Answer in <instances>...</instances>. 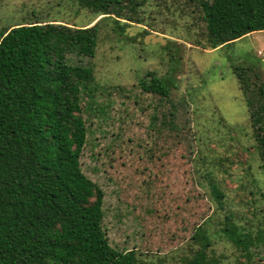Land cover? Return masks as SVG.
<instances>
[{"label":"rangeland","instance_id":"1","mask_svg":"<svg viewBox=\"0 0 264 264\" xmlns=\"http://www.w3.org/2000/svg\"><path fill=\"white\" fill-rule=\"evenodd\" d=\"M112 17L76 0H0V31L32 22L99 23L93 71L81 81L83 175L103 192V229L113 248L140 264H188L206 225L211 264H264V243L242 252L224 230L264 236V171L234 68L254 64L264 83V31L209 48L198 0H119ZM70 56V57H71ZM172 84L168 97L140 86ZM150 78V79H149Z\"/></svg>","mask_w":264,"mask_h":264},{"label":"trees","instance_id":"2","mask_svg":"<svg viewBox=\"0 0 264 264\" xmlns=\"http://www.w3.org/2000/svg\"><path fill=\"white\" fill-rule=\"evenodd\" d=\"M76 1L102 16L100 22L120 23L112 17L119 0ZM198 1L211 49L264 31V0ZM100 22L87 28L32 22L0 31V264H140L135 250L111 246L104 194L79 165L87 134L79 85L90 83L93 71L73 64L71 55H95ZM253 70L246 64L234 73L264 171V83ZM148 77L140 81L144 90L171 94L170 80ZM224 233L249 260L252 247L264 243L262 232L254 236L232 225ZM192 240L199 247L188 264H211L205 223Z\"/></svg>","mask_w":264,"mask_h":264}]
</instances>
